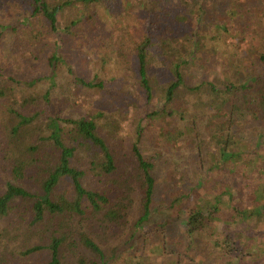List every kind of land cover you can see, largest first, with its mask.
<instances>
[{
    "label": "trees",
    "instance_id": "16d2710c",
    "mask_svg": "<svg viewBox=\"0 0 264 264\" xmlns=\"http://www.w3.org/2000/svg\"><path fill=\"white\" fill-rule=\"evenodd\" d=\"M263 8L0 0V264H264V237L245 226L264 230V46L228 47L249 28L264 36ZM130 80L142 116L129 146L118 132ZM81 89L104 92L109 113L62 117L57 103ZM151 127L166 157L142 145ZM168 183L175 193L160 204ZM133 193L128 237L103 248L127 223ZM77 243L92 257L68 260Z\"/></svg>",
    "mask_w": 264,
    "mask_h": 264
},
{
    "label": "rangeland",
    "instance_id": "374dc122",
    "mask_svg": "<svg viewBox=\"0 0 264 264\" xmlns=\"http://www.w3.org/2000/svg\"><path fill=\"white\" fill-rule=\"evenodd\" d=\"M262 10L264 11V8ZM257 13H258V11H257ZM249 29L245 31L246 35L244 36V40L241 43H238L237 39L231 38L228 41L229 49L230 48L234 49L236 47L238 49L236 51H238L240 54L243 52H246V50H244V49H248L249 53L254 54L258 49L257 47L264 46V36L262 34H260L259 32H256V34L252 35L254 33V31H253L254 27L251 30H249ZM131 47H133V46H131ZM219 48H220L221 52L223 53L224 50H223L222 46H220ZM246 66H249V65H246ZM124 69H125V67H124ZM103 78H105V76H103ZM105 80H107V79H105ZM67 82H70V83L72 82V84L75 86V84L72 81V78H68ZM132 82H133V80H130L129 86H130V91L134 95V99L132 101L133 106L128 107V111L124 112L122 114L121 130L118 132V138L120 139V141L122 143H125V141H128L129 146L132 142L137 140L135 128H136V125L139 124V120L141 119V116H142V110L139 107V104L135 103V102H137V99H136L137 93L135 92L134 87H132V84H131ZM110 90L114 91L112 89V87ZM102 93H103V95H105L104 92H102ZM102 93L98 92L97 90L81 89V90H79V93H77L76 96H74V101L68 102L62 106L60 105V103H57L55 108L57 111H59V113L62 115V117H64V116L75 117L78 115L82 116L86 113L90 114V115H96L98 113L107 114V113H109V111L111 109L109 107L110 104H108L109 98H106V100H103L102 99ZM106 104H108V105H106ZM103 106L106 109H103L104 108ZM0 112H1V110H0ZM0 116H1V114H0ZM2 118H5V117H2ZM159 121L161 122V120H159ZM98 122L100 125H103L105 122V119L102 117L101 119H99ZM42 125L43 124H40L39 127H41ZM155 126H156V124H155ZM155 132H157V128L153 129V127H151V128L144 131V133H147V135H149V136L148 137L142 136V138H141L142 145H144V147L147 148L148 150H150L151 152L154 151L156 146H158L160 149L161 145L163 144L162 138L158 135V133H155ZM122 146H124V145H122ZM126 147H127V145H126ZM160 152L162 153V155L165 154V157L167 156V154L164 152L163 149H160ZM162 155L157 157L156 161H157V165L163 166V164L165 163L163 166L164 170L162 171V179H164L163 177H165V173H163V172L167 171L170 167L167 168V166H169V165L166 166V164H168V163L165 162V159ZM7 174H8L7 171H5L3 166L0 165V189L2 187V182L5 179ZM166 187L168 190L157 191V196H156V198L158 199V202H160V204L162 202H164V205L168 204V203L165 204V202L167 201V197L170 195V192H171V194L175 193L171 184L168 183V186H166ZM195 195H197V194H195ZM195 198H197V197H195ZM132 199H133V202H132L133 206L131 207L132 212H131V214H129L127 223L122 226L121 231L119 232V235L117 238L110 239L105 244L100 243V245L103 246V248L105 247V249L106 248L112 249V248L120 247V245L123 244L124 240L128 237L130 230L132 228V221H134V218L136 217V213L138 211V206L140 205L139 204V197L136 193L132 194ZM249 199L250 198H248L246 200L247 203L250 202ZM193 200H194V198H193ZM156 204L159 205V203H156ZM161 211H164L162 206H161V210H159V212H161ZM159 212L158 211L154 212L151 219L153 217L162 219V215L158 214ZM150 223H152V220L150 221ZM0 225L5 226L4 223H0ZM79 225H81L85 229V231H88L87 226H86L87 225L86 222H84L83 224H80V222H79ZM145 225H147V224H145ZM245 226L252 230L254 236L264 237V230L262 228L260 229L258 224H255V223H253L251 225L245 224ZM81 230L82 229H80L79 231H81ZM32 232H33V230H32ZM92 238H94V237L92 236ZM77 239H78V237H76V239H75L76 242L78 241ZM35 241L46 244V242H41L39 238H35ZM97 243H99V242H97ZM77 244L79 246V243H77ZM66 251H70V254L68 256V260L75 259V255L78 256L81 254H83L84 256L92 257V255H90V253H88V251L86 249H84L83 247H80V246L78 247V249L74 247V248H71V250L68 249ZM72 254H73V256H72Z\"/></svg>",
    "mask_w": 264,
    "mask_h": 264
}]
</instances>
